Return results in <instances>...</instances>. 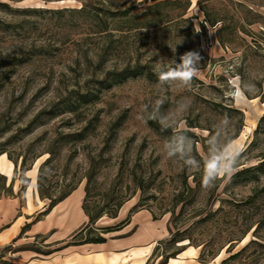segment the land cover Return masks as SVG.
I'll return each mask as SVG.
<instances>
[{"label":"rangeland","instance_id":"374dc122","mask_svg":"<svg viewBox=\"0 0 264 264\" xmlns=\"http://www.w3.org/2000/svg\"><path fill=\"white\" fill-rule=\"evenodd\" d=\"M187 52L200 59L183 87L174 74L184 70L180 56ZM249 83L255 88L244 91ZM262 100L264 0H0V163L6 166H0V200L15 198L24 208L29 196L32 209L24 213L30 223L49 204L39 199L36 181L52 155L44 178L54 195L81 180L76 190L84 213L90 179V211L113 213L120 205L117 218L103 216L87 235L128 219L101 244L128 241L137 228L124 229L139 212L158 232L165 234L166 225L160 241L168 239L173 196L187 182L197 188L196 198L185 191L180 223L192 226L206 252L218 253L208 264L257 238L264 245V175L259 182L232 178L264 156V121L254 135ZM236 149L234 170L217 177H223L219 187L205 188L203 175L211 183ZM22 178L26 187L19 193ZM77 195L69 207L74 223L80 221ZM87 224L88 218L54 244L49 232L33 236L21 249L60 248ZM158 242L146 264L161 263L165 245L156 248ZM12 244L0 246V264ZM257 260L264 264V247L253 245L230 264Z\"/></svg>","mask_w":264,"mask_h":264},{"label":"crops","instance_id":"0c3cea01","mask_svg":"<svg viewBox=\"0 0 264 264\" xmlns=\"http://www.w3.org/2000/svg\"><path fill=\"white\" fill-rule=\"evenodd\" d=\"M73 192L68 198L56 205L44 221L38 222L24 232L26 241L20 238L21 230L29 222L30 214L24 213L32 209L29 196L25 197V207L22 208L15 198L0 200V246H6L13 242L12 250L6 257L1 258L10 264H146L155 244L167 234L165 225L163 231L157 228L149 217L139 212L135 214L130 224L124 229L130 230L136 227L135 234L125 242L108 241L105 244H88L78 247H69L47 257L36 255L32 251H24L21 246L29 244L33 236L50 233L51 244L66 239L75 230L87 222V217L80 209L82 194ZM78 194L74 201L80 221L71 222V210H69L71 198ZM31 197V196H30ZM34 198V196L32 195ZM165 235V236H164ZM20 238V239H19ZM188 248L181 252L175 263L167 264H201L198 261L197 249L192 256L187 254Z\"/></svg>","mask_w":264,"mask_h":264},{"label":"trees","instance_id":"16d2710c","mask_svg":"<svg viewBox=\"0 0 264 264\" xmlns=\"http://www.w3.org/2000/svg\"><path fill=\"white\" fill-rule=\"evenodd\" d=\"M159 6H161V4H156L153 7H151V9H156ZM208 23L212 27L216 26V24H214L212 21H208ZM262 101H264V100H262ZM69 110H70V112H76L75 109H73V108H69ZM262 121H264V116H262L259 119L258 126L254 130V135H256L258 128H259V125ZM63 142H64L63 146H65L68 143V141H63ZM254 142H255V140L253 139L250 142V144L244 149V151L242 152V155L245 153H248L250 151ZM2 153H0V155ZM52 161H53V157H52V155H50L46 159V161L40 165L39 170H38L37 181H36V187H37V193H38L39 199L41 201L48 200L49 204L46 206L44 211L39 213L38 216L34 218V220L31 223L26 224L22 228L21 234H23L31 225H34L37 222H39L41 217L48 215L56 205H58L60 202L65 200L73 191H75L81 182V180H78V182L75 183L74 185L64 186L63 189H61V191H59L57 193V195H54L52 192H50V187H46L47 186V185H45L46 179L44 178V170ZM25 163H26V161H25V159H23L22 165H24ZM204 168H205V165H204ZM28 170H29V168L25 167L23 169L22 173H25ZM262 175H264V156L261 157L260 162L257 165L251 166V167H246V168L241 169L240 171L235 172L232 175V178L233 179L245 178V180L247 182H259ZM192 176H193L194 182L197 183V179H196L197 174L192 175ZM89 181H90V179H87V184L85 186V198L83 200V206H82V209L88 218V224L84 228H82L81 230L74 233L71 237H69L70 240L66 243V245H64L60 248L54 249V250H50V251L45 252V253H43L41 251H35L36 253L41 254L43 256H50L56 252L63 250L64 248H66L68 246H72V245L101 244V243H104L106 241V239L103 237V235H107L109 233L119 231V230H121V228L123 226H125L129 223L128 219H126L125 221L119 223L117 226L102 228L93 237H90L89 234L88 235L86 234V232L92 231L93 224H95L103 216L106 215L107 217H109L111 219L117 218V210L120 208V205H119L113 213H107L104 211V209H98L97 211H94V212L90 211L86 205V198L89 195ZM20 182L22 183V185H21V189L19 190V193H22V191L26 187V184L23 182V178L20 180ZM215 182H216V186L219 187L223 182V177L216 178ZM185 191L189 194V197H191L193 200L196 198L197 188L190 187L187 184V182H184L182 190L178 191L173 196V201H174L173 207L169 211V213L171 214L170 221H169V227H168L169 238L166 239L165 241H159L158 242L159 244L156 247V248H160L162 246V243L165 245L164 248L162 249L161 254H160L162 261L159 264H167L169 259L176 258L187 247H194L196 249L200 248L201 251H200L199 256H198V261L201 264H208V263L212 262L218 256L217 252H211V251L206 252L204 249L205 244L204 243L199 244L198 241L193 238V235H192L193 229H192L191 225L186 227L184 224L180 223L181 219L183 217V214L185 212V200L187 199V196H184ZM177 208H179V209L177 210ZM198 214L200 215V213H198ZM199 215H197V216H199ZM207 219L208 218L205 217L202 220L198 221V223H202L203 221H206ZM256 230H257V227L255 228L254 232ZM84 232L86 234L85 236H83ZM79 238H81V239H79ZM257 239L258 240L249 241V243L245 247H243L241 250H239L235 253H231V251L233 249L232 244L229 245L226 252L228 254L229 253H231V254L227 258H225L221 262H219L218 264H230L231 262L236 261L243 254H245L249 250V248L253 245H255L257 247H264V245L259 243V238H257ZM262 241H264V240H262ZM184 242H187V244L183 245L182 243H184ZM170 249H171V251H169ZM254 262H255L254 264H259L258 260L254 261ZM2 264H10V263L4 261V262H2Z\"/></svg>","mask_w":264,"mask_h":264},{"label":"clouds","instance_id":"9594fccd","mask_svg":"<svg viewBox=\"0 0 264 264\" xmlns=\"http://www.w3.org/2000/svg\"><path fill=\"white\" fill-rule=\"evenodd\" d=\"M199 59L200 58L198 53H194V52H187L182 56H180L179 65L184 70L179 73H175L174 75L181 78L183 87L190 86L193 77L196 76L198 71ZM254 88L255 85L249 83L247 88L244 89V91H252ZM182 107L183 110H186L188 105L184 104ZM238 155H239V149H236L232 157L231 163H225L222 167L220 166L216 167V171L213 173V179L211 183H209L207 175H203L202 177L203 186L205 188H211L214 186L217 177L222 176L224 174H230L234 170V165Z\"/></svg>","mask_w":264,"mask_h":264},{"label":"bare ground","instance_id":"6f19581e","mask_svg":"<svg viewBox=\"0 0 264 264\" xmlns=\"http://www.w3.org/2000/svg\"><path fill=\"white\" fill-rule=\"evenodd\" d=\"M3 156H4V155H3ZM3 156H2V157H3ZM8 163H9L10 165H12L10 161H8ZM10 165L8 166V169L10 168ZM0 166H3V168L6 167L5 164L2 165L1 163H0ZM195 251H196V248H194V247H188V252H187V254H188L189 256H192V255L194 254ZM175 260H176V258L171 259L170 261L173 262V263H175Z\"/></svg>","mask_w":264,"mask_h":264}]
</instances>
